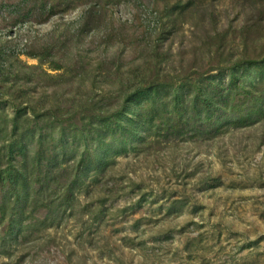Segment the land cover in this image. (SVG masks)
<instances>
[{
    "label": "rangeland",
    "instance_id": "rangeland-1",
    "mask_svg": "<svg viewBox=\"0 0 264 264\" xmlns=\"http://www.w3.org/2000/svg\"><path fill=\"white\" fill-rule=\"evenodd\" d=\"M45 42L57 47L52 65L45 60L41 69L56 76L65 70L54 64L70 65L68 73L52 81L27 72V81L16 57L39 64L28 54ZM202 47L212 50L203 62ZM0 68L18 71L13 79L34 92L62 97L79 90L80 69H87L85 95L99 99L104 91L113 106L125 97L131 69L146 85L168 80L159 87L162 100L184 92L176 115L155 91L152 124L134 119L105 133L101 146L68 133L58 160L81 169L76 200L62 221L11 247L1 246L0 226V264H264V0H48L45 8L37 0H0ZM202 92L212 105L218 100L217 129L193 137L175 120L202 121L195 117ZM232 99L233 125L218 130L219 107ZM141 108L130 107L131 118ZM0 109L15 111L8 96ZM62 182H51L50 191L59 184L62 195Z\"/></svg>",
    "mask_w": 264,
    "mask_h": 264
},
{
    "label": "trees",
    "instance_id": "trees-1",
    "mask_svg": "<svg viewBox=\"0 0 264 264\" xmlns=\"http://www.w3.org/2000/svg\"><path fill=\"white\" fill-rule=\"evenodd\" d=\"M37 1L41 2L43 8L48 5V0ZM54 10L52 6V11ZM192 11V16L194 17V14L199 9ZM204 20L202 18V21ZM215 31L216 29L212 33ZM251 31H254L252 26ZM256 35L262 37V34L256 33ZM211 36L214 37L213 34ZM63 41H66V39ZM54 46L55 48L57 47L56 44L45 42L39 46L40 52L28 54L39 59V64L37 65L27 64L16 57L20 68L29 77L27 81H30L31 77L27 72H30L31 75V73L34 74L39 71L41 73L38 74V77L44 74L49 76V80L52 81H57L68 73L70 65L54 64L55 66L53 67L55 69L63 68L65 70L64 73L56 76L41 69V65L45 60L51 61L52 65L51 58L53 57L52 53L55 51ZM205 48L206 50L203 48L205 55L201 56V62L205 60L206 54H212L210 47ZM218 48L220 49L219 46ZM220 54L222 55V52ZM196 58L195 56L194 59ZM146 63L151 64L150 61ZM156 65L159 66V63ZM196 66V64H190V67L194 68ZM211 68L215 69L213 66H210ZM135 69L140 70L141 67ZM80 70V83L77 87L79 90L77 92L71 91L69 96L62 97L58 96L56 91L52 92L53 95L47 90L44 93L34 92L28 83H19L16 79H13V76L15 78L19 76L18 71L4 72L5 70L0 68V98L8 96L15 107V111L11 115L4 109H0L1 246L11 247L21 239L33 236L34 232L39 231L41 225L62 221L63 215L76 200L73 187L75 182H77V178H79L76 173L79 171L80 175L81 169L77 168L78 171H75V169H71V166L64 168L62 162L58 160L59 149L64 150L62 153L65 155L66 149L70 145V142L65 141L68 133L72 132L71 134L73 135L79 133L88 147L93 143V140L97 146H101L106 143L105 133H110L113 129H117V131L127 129L128 124L137 122L134 119H139V122H144L145 120L152 124V121H154L152 115H154L156 106L153 103L155 98L152 96L156 91V101L162 100V92H160L159 87H163L164 83L168 81L164 80L162 83L156 82L146 85L143 79L144 75H140V72L134 69L128 70L126 75L130 77L129 82L123 84L120 90V93L125 97L123 101L117 102L113 106L112 101L108 99L110 96L106 97L105 94L107 93L104 91L99 99H94L92 94L85 95V80L89 79V70L82 68ZM92 90L93 88L90 91L92 92ZM174 91L173 98L168 100V97H166L167 99L162 100V104L166 106L164 107L167 110L170 107L177 115L182 112L184 106L182 100L184 92ZM195 100L198 101L197 107L201 114H196L195 117L200 120L202 116V121H199L197 125L186 119L182 114L177 116L175 120L177 128H181L185 132L187 130V133H190L193 137L198 134V129L206 134L216 130L219 118L217 117L214 120L215 113H213V110L218 108V100L216 99L212 105L210 92H202L200 96L196 95ZM233 104L234 106L232 107L235 111V100L233 99L227 105H225V102L220 105L219 110L222 118H220L221 127L218 130L226 128V125H228V128L233 125V122H229L233 112V109L229 106ZM140 106L142 108L137 115L138 117L131 118L129 115L130 107L134 111L135 107L139 108ZM200 108L204 112L203 115ZM194 110L196 109L194 108ZM158 111L160 112L159 108ZM44 115L48 121L45 123L47 129L44 128ZM224 119L227 120V124H225ZM97 122L98 126H95ZM101 124L104 126H101ZM202 125H204L205 131L202 129ZM48 127H51L50 132ZM210 127H212V130ZM34 128L38 129L39 133L32 141H29L28 139H31V132ZM91 134L93 136H90ZM97 146L95 147V153ZM102 159V161L99 159L96 163V170H100L104 166L105 159ZM61 180L65 182L61 183L63 188L67 187L65 191L64 189L61 190L63 194L61 195V192H58L59 184L52 186L50 191L51 182H61ZM47 182H49V185L46 184ZM50 206L56 208V210L51 213V209L45 213Z\"/></svg>",
    "mask_w": 264,
    "mask_h": 264
}]
</instances>
